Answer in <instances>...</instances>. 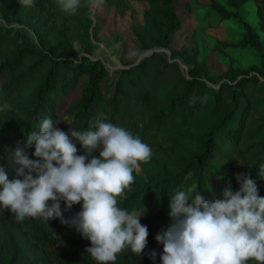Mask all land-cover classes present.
Returning <instances> with one entry per match:
<instances>
[{
  "label": "trees",
  "instance_id": "obj_1",
  "mask_svg": "<svg viewBox=\"0 0 264 264\" xmlns=\"http://www.w3.org/2000/svg\"><path fill=\"white\" fill-rule=\"evenodd\" d=\"M147 1L144 24L134 28L139 51L169 48L170 36L181 26L174 0ZM246 1L228 0L238 9ZM256 2L264 30V0ZM107 3L120 13L128 7L125 0ZM214 11L223 18L236 17L222 6ZM12 21L32 29L36 41L7 25ZM97 27L88 0H81L71 15L60 12L55 0H34L32 7L21 6L19 0H0V77L7 75L0 84V166L10 180L19 178L15 149L19 146L36 159L34 146H26L27 135L38 131L47 117L58 127L57 103L85 75L81 94L65 109L73 128L94 130L95 122L106 116L107 122L130 131L152 150L151 159L133 172L134 182L118 198L119 206L129 212L142 207L139 220L147 226V244L139 256L125 249L115 264H161L163 245L155 236L171 223L169 201L177 190L196 185L211 202L222 198L228 184L238 190L236 174L247 173L263 197L264 177L258 172L264 164V42L258 28L244 21L239 40L225 44L257 54L258 65L249 74L235 67L211 74L199 67L195 54H181L188 68L183 73L177 61L161 52L110 71L87 55H78L74 46L78 42L83 52L91 53ZM110 73L116 78L104 97L102 81ZM76 147L77 155L87 151L79 142ZM96 155L98 150H93L89 158ZM80 210L77 203L63 215L69 218ZM89 246L75 227L58 218L46 222L26 217L17 222L8 210L0 214V264H38L35 255L40 252L47 264H98L86 252ZM153 251L155 259L149 255Z\"/></svg>",
  "mask_w": 264,
  "mask_h": 264
},
{
  "label": "clouds",
  "instance_id": "obj_2",
  "mask_svg": "<svg viewBox=\"0 0 264 264\" xmlns=\"http://www.w3.org/2000/svg\"><path fill=\"white\" fill-rule=\"evenodd\" d=\"M32 7L34 0H19ZM60 12L75 14L81 0H55ZM103 0H88L99 9ZM51 117L44 118L38 131L27 135L26 146H34L30 159L24 149L13 153L16 177L9 179L0 166V214H14L17 222L26 217L58 218L61 224L75 227L90 241L86 252L98 264H115L125 249L137 256L147 244V226L140 223V208L129 212L118 198L134 182L133 172L151 159L152 150L138 136L123 127L95 122L94 130L68 132L56 127ZM76 142L85 154L77 155ZM98 150V155L89 153ZM258 175L264 177V164ZM238 190L230 184L222 198L211 202L193 185L177 190L170 197L171 223L155 240L163 245L161 264H264V197L247 173H237ZM64 202V209L61 208ZM79 203L81 210L65 218L63 212ZM155 259V251L150 254Z\"/></svg>",
  "mask_w": 264,
  "mask_h": 264
},
{
  "label": "rangeland",
  "instance_id": "obj_3",
  "mask_svg": "<svg viewBox=\"0 0 264 264\" xmlns=\"http://www.w3.org/2000/svg\"><path fill=\"white\" fill-rule=\"evenodd\" d=\"M125 1L128 7L123 13L109 6L107 0H103L99 9L89 7L93 23L98 26L97 39H92L94 48L91 53L83 52L80 44L76 42L74 46L78 55H87L90 59L102 63L110 71L127 67L130 63H137L152 52H161L168 60L177 61L183 73H187L188 68L181 54H195L199 67L203 66L211 74H225L230 67L244 70V74H249L254 70L252 66L258 65L259 59L253 50L235 49L225 45L239 40L244 21L258 28L259 36L264 42V30L260 29L256 0H247L239 9L231 6L228 0H174L181 26L170 36V47L155 46L141 52L134 28L144 24L145 13L150 4L147 0ZM216 6H222L236 13V17L223 18L214 11ZM7 25L23 32L31 41H36L32 29L24 24L12 21L7 22ZM6 77L7 75L0 77V84L6 80ZM115 78L116 76L110 73L102 81L104 97L110 94ZM86 83L87 77L84 75L79 79L75 90L57 103L58 128L62 131L68 132L70 127L73 128V124L65 114V109L73 97L81 94ZM137 170L140 171V168ZM35 257L40 260L38 264H47L41 252Z\"/></svg>",
  "mask_w": 264,
  "mask_h": 264
}]
</instances>
